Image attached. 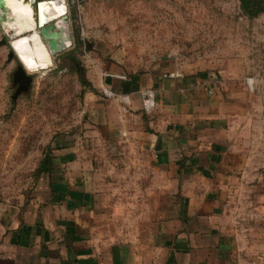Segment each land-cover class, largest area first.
<instances>
[{
  "label": "crops",
  "instance_id": "0c3cea01",
  "mask_svg": "<svg viewBox=\"0 0 264 264\" xmlns=\"http://www.w3.org/2000/svg\"><path fill=\"white\" fill-rule=\"evenodd\" d=\"M212 82L172 72L111 80L131 97L128 142L150 155L125 180L136 187L102 193L91 151L61 146L36 193L0 218V264H264L254 116ZM144 87L155 92L151 112ZM106 109L116 140L121 120L113 103Z\"/></svg>",
  "mask_w": 264,
  "mask_h": 264
},
{
  "label": "rangeland",
  "instance_id": "374dc122",
  "mask_svg": "<svg viewBox=\"0 0 264 264\" xmlns=\"http://www.w3.org/2000/svg\"><path fill=\"white\" fill-rule=\"evenodd\" d=\"M23 1L38 14L42 0ZM64 1L72 44L44 69L26 72L31 81L16 98L14 72L22 63L11 47L15 35L0 19V218L36 193L53 151L66 144L91 151L102 193L136 187L125 180L140 177L133 164L150 163V155L128 142L127 116L117 139L110 138L106 107L113 100L101 89L112 88L111 80L172 72L222 82L219 90L246 99L255 128L248 141L264 163V0Z\"/></svg>",
  "mask_w": 264,
  "mask_h": 264
},
{
  "label": "bare ground",
  "instance_id": "6f19581e",
  "mask_svg": "<svg viewBox=\"0 0 264 264\" xmlns=\"http://www.w3.org/2000/svg\"><path fill=\"white\" fill-rule=\"evenodd\" d=\"M64 0H42L36 4L39 12L36 15L31 3L23 0H1L0 19L3 20L7 31L15 35L11 41V47L17 54L26 72H38L52 62V55L56 53L42 38L36 29L38 24L56 20L58 39L62 43V49L72 44L69 24L62 19L66 11ZM35 14V17H34ZM7 24V25H6ZM24 31H31L27 35H21Z\"/></svg>",
  "mask_w": 264,
  "mask_h": 264
},
{
  "label": "built area",
  "instance_id": "2783aa9c",
  "mask_svg": "<svg viewBox=\"0 0 264 264\" xmlns=\"http://www.w3.org/2000/svg\"><path fill=\"white\" fill-rule=\"evenodd\" d=\"M105 76L114 77V75H105ZM246 84L249 90H253V81L251 78H248L246 80ZM212 85H214L215 87H221L223 83L218 80H213ZM214 86L208 87L207 91L209 93H212L213 89L215 88ZM101 91H102V95L105 98H110L113 100V107L119 119L121 120L120 123L122 128V126L124 125L122 120L124 116H126L130 112L131 109L130 95L127 93H117L111 88V86H108L106 84L102 86ZM139 96L143 111L151 112L155 108L154 90L151 87H144L140 90Z\"/></svg>",
  "mask_w": 264,
  "mask_h": 264
},
{
  "label": "water",
  "instance_id": "95a60500",
  "mask_svg": "<svg viewBox=\"0 0 264 264\" xmlns=\"http://www.w3.org/2000/svg\"><path fill=\"white\" fill-rule=\"evenodd\" d=\"M62 19H65L64 17ZM55 23H49L39 29V34L42 36V38L52 47V49L57 52L62 49V43L58 39V32L55 29ZM13 52H10L8 54V58H11L13 56ZM73 58L75 61L79 62L78 59H76L74 56H69ZM14 81L19 82L20 85L18 86L15 94L12 96V98H16L17 94L23 90H27L29 83L31 81V77L25 73L24 68L22 65H18L17 69L14 72Z\"/></svg>",
  "mask_w": 264,
  "mask_h": 264
}]
</instances>
